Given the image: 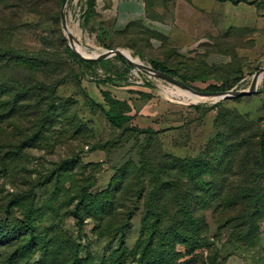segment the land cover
Here are the masks:
<instances>
[{"label": "rangeland", "instance_id": "obj_1", "mask_svg": "<svg viewBox=\"0 0 264 264\" xmlns=\"http://www.w3.org/2000/svg\"><path fill=\"white\" fill-rule=\"evenodd\" d=\"M37 1L41 3L39 14L23 16L22 26L14 33L12 45L29 52H35L42 46L56 52L67 46L74 55L61 26L64 0ZM144 2L147 21H135L129 37L111 34V40L98 42L94 31L84 20L87 0H68L65 19L74 28L72 36L87 52L130 51L145 66L153 69L151 62L165 66L171 72V75H167L177 81L181 77L191 79L189 83L182 84L201 93L246 91L252 76L264 68V0H237L235 4L215 0ZM9 6H12L11 11L17 8L15 2ZM189 6L203 11L202 38L198 43L189 41L171 45L169 29L165 25L170 21L168 15L171 10L180 8L188 11ZM189 22L193 23L191 20ZM128 61L120 57L96 61L98 66L92 70L93 73L83 72L79 64L69 61L74 78L59 87L56 95L74 102L69 116L76 114L86 125L90 146H77L73 142L53 145L51 137L47 143H30V147L23 145L27 142V139H23L19 152L13 148L18 139L10 134V128L7 129L4 135L9 143L2 153L7 154V163L0 165V264H7L10 257V264H46L45 259L52 254L55 259L47 264H69L75 248H78L82 262L92 255L94 264H99L120 244H124L129 251L136 247L142 231L143 202L133 204L135 201L130 193L126 194L127 189L115 198L128 201L127 205L132 204L128 211V225L114 239L104 235V212L99 217L96 211L84 209L82 221L76 225L71 213L76 204V200H71L73 194H70V200L57 199L52 178H48L59 162L79 155L80 163L73 174L93 182L89 195L95 197L103 193L112 180L120 181L118 172L123 165L138 161L135 149L137 139H123L121 131L107 122L101 108L91 103V100L102 103L95 81L110 77L112 82L103 83L101 88L118 99H129L132 114H136L132 127L151 128L154 131L175 128L160 135L159 139L163 150L178 156L196 155L212 135L215 117L224 110L245 115L264 130V75L256 91L250 95L192 103L178 95V88L138 71ZM139 92L144 97L139 98ZM142 139L140 137L138 140ZM129 180L125 178L124 185H131L132 180ZM63 186L68 191L70 182ZM26 209L33 211L32 216L38 226L33 236L21 227ZM120 212L116 206L113 216ZM211 212L206 211L211 227L210 239L215 235V229L211 226ZM221 239V244L216 248L215 264H264V220L260 223L259 243L253 249L224 245L225 235ZM176 249L185 255L184 248Z\"/></svg>", "mask_w": 264, "mask_h": 264}, {"label": "trees", "instance_id": "obj_2", "mask_svg": "<svg viewBox=\"0 0 264 264\" xmlns=\"http://www.w3.org/2000/svg\"><path fill=\"white\" fill-rule=\"evenodd\" d=\"M215 1L235 4L237 0ZM12 2L17 4L14 11L9 6ZM40 5L37 0H0L1 166L7 163V154L2 153L9 143L4 135L9 128L10 134L18 139L13 148L19 152L23 139H27L23 145L30 147V143H47L51 137L52 144L58 146L73 142L83 147L90 146L91 142L86 125L76 114L69 116L74 102L58 98L56 92L74 78L69 69L70 60L79 64L83 72L90 73L98 63L78 60L67 46L56 52L46 46L29 52L12 45L23 16L38 15ZM93 6L94 0H87L84 11L87 26L95 17ZM133 26L134 22L114 33L101 26L89 28L99 42L111 40V34L129 37ZM151 64L154 70L171 75L160 63ZM189 81V78H179L181 83ZM109 82H112L110 77L94 82L102 103L92 100L91 103L101 108L107 122L121 131L123 139H137L138 161L123 165L118 172L120 181L112 180L95 197L89 195L93 182L73 174L80 163L79 155L59 162L48 176L52 178L57 199L70 200L73 194L71 200H76V204L71 213L76 225L82 221L84 209L96 211L99 217L104 212V235L114 239L127 228L128 211L132 208L131 203L127 205L128 201H120L115 196L127 189L126 194L130 193L135 201L133 204L143 202L142 231L136 247L129 251L120 244L99 264H215L216 248L223 235L224 245L255 248L259 243L260 223L264 220V130L245 115L224 110L215 117L213 133L202 149L196 155L178 156L163 150L159 139L175 128L154 131L132 127L136 114H132L129 99H118L101 88ZM137 95L144 97L140 92ZM140 137L142 141L138 140ZM125 178H130L132 184L124 185ZM68 182L70 187L66 191L63 185ZM116 206L121 212L114 217ZM208 210H212L211 226L215 229L211 239L208 238L211 233ZM32 212L25 210L21 224L31 236L38 231ZM178 247L185 249V255L177 251ZM54 259L52 254L44 263ZM94 263L92 255L82 262L78 248L69 260V264Z\"/></svg>", "mask_w": 264, "mask_h": 264}, {"label": "crops", "instance_id": "obj_3", "mask_svg": "<svg viewBox=\"0 0 264 264\" xmlns=\"http://www.w3.org/2000/svg\"><path fill=\"white\" fill-rule=\"evenodd\" d=\"M171 4V8H173L172 1ZM189 8V13L186 9L181 10L180 8L175 11L171 10L168 15L170 21L165 25L169 29L171 45L186 44L189 41L198 43L199 38H202L204 32L203 11L193 6H189ZM93 11L95 17L93 21L89 22L88 27L95 29L101 26L109 33L122 31L135 21H147L143 0H94ZM173 14H176V17H173ZM190 20L193 23H190ZM194 34L195 40H193ZM121 100H125V97Z\"/></svg>", "mask_w": 264, "mask_h": 264}, {"label": "water", "instance_id": "obj_4", "mask_svg": "<svg viewBox=\"0 0 264 264\" xmlns=\"http://www.w3.org/2000/svg\"><path fill=\"white\" fill-rule=\"evenodd\" d=\"M68 0H64L63 6H62V12H61V26L62 29L67 37L68 40V44L70 46V48L73 50V53L75 55V57L78 60L84 61V62H96V61H103L106 60L110 57H120L124 60H126L122 54L120 49H116V50H105L103 51L101 54H99L98 57L96 58H85L83 56H81L80 54H78L76 52V50L73 48L74 43H77V41L74 39V37L72 36V34H70L67 30V22L65 19V8L67 5ZM127 61V60H126ZM129 62V61H128ZM133 68L137 69L138 71L144 72L146 74H149L150 76L162 80L164 82H167L169 84H171L172 86L181 89V90H185L188 91L196 96H199L202 98V100H213V99H219V100H225L228 98H237V97H243L246 95H250L252 93H254L256 91V86L259 82V80L262 79L263 75H264V68L260 69L258 72H256L253 76H252V80H251V84L248 90L246 91H227V92H210V93H201V92H197L191 88H189L186 85H183L182 83H180L179 81L175 80L174 78L170 77L167 74L155 71L154 69L148 67V66H142V65H136L133 64L131 62H129ZM218 100V101H219Z\"/></svg>", "mask_w": 264, "mask_h": 264}, {"label": "bare ground", "instance_id": "obj_5", "mask_svg": "<svg viewBox=\"0 0 264 264\" xmlns=\"http://www.w3.org/2000/svg\"><path fill=\"white\" fill-rule=\"evenodd\" d=\"M67 30L70 34H74V28L70 27L68 24H67ZM75 45V50L78 54H80L81 56L85 57V58H96L99 56V53L98 52H87L84 48H82L78 43H74ZM96 48V47H95ZM94 48V49H95ZM121 54L122 56L125 58L127 57L131 63L133 64H136V65H142L144 66L143 62L135 55H133L130 51H127V50H121ZM126 59V58H125ZM127 60V59H126ZM128 61V60H127ZM263 80V79H262ZM260 81V80H259ZM259 83V82H258ZM165 87V86H164ZM162 90V89H161ZM177 93L179 96H182L184 98H186L187 100L191 101L192 103H196L198 101H201L202 98L199 97V96H196L188 91H185V90H181V89H177ZM171 95V94H170ZM169 95V96H170ZM164 96V95H163ZM170 99V98H169ZM219 99H213V101H218ZM186 102V101H185Z\"/></svg>", "mask_w": 264, "mask_h": 264}]
</instances>
